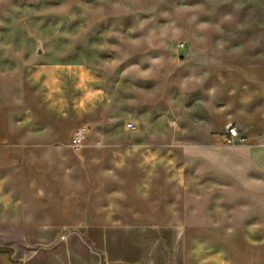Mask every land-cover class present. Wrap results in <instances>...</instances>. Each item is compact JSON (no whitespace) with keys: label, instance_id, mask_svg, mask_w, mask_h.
I'll return each mask as SVG.
<instances>
[{"label":"crops","instance_id":"crops-1","mask_svg":"<svg viewBox=\"0 0 264 264\" xmlns=\"http://www.w3.org/2000/svg\"><path fill=\"white\" fill-rule=\"evenodd\" d=\"M194 4L181 29L152 10L115 64L8 62L0 264H264V0Z\"/></svg>","mask_w":264,"mask_h":264},{"label":"rangeland","instance_id":"rangeland-1","mask_svg":"<svg viewBox=\"0 0 264 264\" xmlns=\"http://www.w3.org/2000/svg\"><path fill=\"white\" fill-rule=\"evenodd\" d=\"M199 1L0 0V74L9 71L8 62L15 60L20 53L24 55L25 50L31 49L30 55L36 56V52L42 47L48 52L47 57L54 56V59L64 62L107 57V60L115 64L120 60L121 54H125L126 40L128 50L132 43L143 40L145 33L151 28L148 14L152 10L160 14L161 25L167 23V13H172L176 18L177 29H181L185 25V14L194 9V3ZM202 1L213 3L212 7L215 8V2L222 3L223 0ZM89 12L97 15L88 17ZM160 39L161 61L167 55L163 46L167 37L161 36ZM175 39L178 46L181 40ZM89 51L91 56L88 57ZM80 53L85 56L82 58ZM128 55L132 54L128 52ZM113 66L114 72L118 71V64ZM164 66L167 68L166 62ZM161 79L166 81V78ZM167 99L168 91L165 88L161 90V104L165 107ZM123 123L125 127L128 123L136 126L133 119ZM168 125V119L161 120L160 126Z\"/></svg>","mask_w":264,"mask_h":264},{"label":"built area","instance_id":"built-area-1","mask_svg":"<svg viewBox=\"0 0 264 264\" xmlns=\"http://www.w3.org/2000/svg\"><path fill=\"white\" fill-rule=\"evenodd\" d=\"M126 129L129 131L135 130V126L131 123L126 124ZM87 136V128L86 126H80L73 134L71 138V148L74 150H80L85 143ZM236 141H239L241 143L245 142V139L241 137L236 130V128L232 125H228L226 127V132H225V144L231 145L235 143Z\"/></svg>","mask_w":264,"mask_h":264}]
</instances>
